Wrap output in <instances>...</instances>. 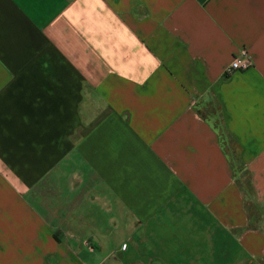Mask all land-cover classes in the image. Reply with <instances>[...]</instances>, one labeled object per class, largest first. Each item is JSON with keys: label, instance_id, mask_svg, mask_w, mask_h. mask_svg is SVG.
<instances>
[{"label": "crops", "instance_id": "1", "mask_svg": "<svg viewBox=\"0 0 264 264\" xmlns=\"http://www.w3.org/2000/svg\"><path fill=\"white\" fill-rule=\"evenodd\" d=\"M0 264H264V0H0Z\"/></svg>", "mask_w": 264, "mask_h": 264}, {"label": "rangeland", "instance_id": "2", "mask_svg": "<svg viewBox=\"0 0 264 264\" xmlns=\"http://www.w3.org/2000/svg\"><path fill=\"white\" fill-rule=\"evenodd\" d=\"M200 113L203 117L207 118L209 122L217 129L221 142L223 144V147L227 154L230 156L231 160L233 161V164L235 165L236 170L238 169L237 167V148L233 144V142L226 136V134L223 132L221 128V119H220V114H219V109L216 105L212 104L208 107H203L200 109ZM239 174L237 175V183L239 187L243 191H247L249 188V178L248 175L244 172H238ZM252 214V213H251ZM257 213L252 214L251 219H256ZM254 222L251 223L253 225Z\"/></svg>", "mask_w": 264, "mask_h": 264}, {"label": "built area", "instance_id": "3", "mask_svg": "<svg viewBox=\"0 0 264 264\" xmlns=\"http://www.w3.org/2000/svg\"><path fill=\"white\" fill-rule=\"evenodd\" d=\"M252 66V59L246 48H241L232 58L227 72L244 71Z\"/></svg>", "mask_w": 264, "mask_h": 264}, {"label": "trees", "instance_id": "4", "mask_svg": "<svg viewBox=\"0 0 264 264\" xmlns=\"http://www.w3.org/2000/svg\"><path fill=\"white\" fill-rule=\"evenodd\" d=\"M244 193H245V195H246V197H247V199L249 198H251V196H252V189H251V185L249 184V188H248V190L247 191H244Z\"/></svg>", "mask_w": 264, "mask_h": 264}]
</instances>
